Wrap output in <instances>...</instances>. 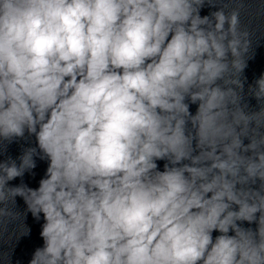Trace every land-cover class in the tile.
Here are the masks:
<instances>
[{
	"label": "clouds",
	"instance_id": "obj_1",
	"mask_svg": "<svg viewBox=\"0 0 264 264\" xmlns=\"http://www.w3.org/2000/svg\"><path fill=\"white\" fill-rule=\"evenodd\" d=\"M261 39L264 0H0V226L43 221L28 264H264Z\"/></svg>",
	"mask_w": 264,
	"mask_h": 264
}]
</instances>
